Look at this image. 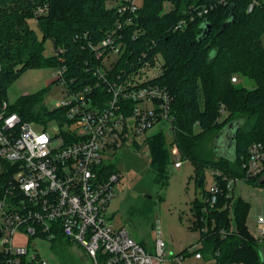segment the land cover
<instances>
[{"label": "trees", "instance_id": "trees-1", "mask_svg": "<svg viewBox=\"0 0 264 264\" xmlns=\"http://www.w3.org/2000/svg\"><path fill=\"white\" fill-rule=\"evenodd\" d=\"M106 1L0 0L1 95L8 97V85L36 63L54 67L64 63L68 67L66 78L74 77V84L92 80L86 72V61L95 62L91 43H98L122 19L120 2L108 6ZM250 1L140 0L133 22L123 28L125 46L116 63L123 68L138 56L144 58V54L160 53L164 57V73L157 80L174 95L171 112L182 157L193 162L196 181L201 184L205 165H212L223 189L218 201L210 206L209 190L203 188V198L195 199L192 208L193 225L201 231L199 249L220 264H264L260 245L247 225L249 204L241 197H229L223 178L243 177L249 146L264 142V0L247 10ZM166 2L173 4L169 10ZM39 7L46 11L37 15ZM203 7H208V12L198 15ZM190 11L194 18L188 19L185 28L175 29V24ZM32 18L40 33L30 25ZM207 23L211 24L210 32L202 36ZM47 39L63 48L60 55L45 56ZM235 74L253 80L255 86L247 88L233 81ZM99 90V97L109 96ZM41 100L40 95L24 97L12 103L10 109L29 121L47 120L60 113L58 108L41 105ZM226 111L228 115L222 120ZM225 129L231 130L232 156L212 158L211 152L216 155L215 138ZM147 142L156 171L165 175L170 163L169 137L159 130ZM261 175L246 181L262 183ZM232 217L236 219L235 228L231 227ZM62 239L60 236L57 240ZM2 259L0 253V262Z\"/></svg>", "mask_w": 264, "mask_h": 264}, {"label": "built area", "instance_id": "built-area-1", "mask_svg": "<svg viewBox=\"0 0 264 264\" xmlns=\"http://www.w3.org/2000/svg\"><path fill=\"white\" fill-rule=\"evenodd\" d=\"M120 1L122 19L98 43H91L95 62L86 61V72L92 80L74 84V77L66 78L68 67L64 63L55 66L54 80L63 85L64 95L50 109L58 108V115L47 120L23 119L10 109L12 103L0 91V264H52L29 243L16 245L14 237L18 232L28 238L57 240L61 236L76 241L92 264H166L160 228L156 251L152 253L127 226L116 225L108 214L117 195L115 184L122 176L112 167V160L121 150L151 156L147 138L152 128L169 126L173 164L180 168L184 161L171 112L174 95L157 80L165 69L162 54H144V58L136 57L127 67L116 66L125 46L123 28L133 22L139 5L137 0ZM258 2L251 0L247 10ZM208 10L203 7L197 13L203 15ZM45 11V7H39L36 14ZM193 18L190 11L175 24V29L185 28L188 19ZM62 51L54 45L51 55L58 56ZM99 89L109 96L99 97ZM53 119L56 123L48 130V122ZM40 125L45 128L35 127ZM248 151L243 163L245 175L223 176L229 197L234 195L236 180L264 174V142L252 143ZM208 190L207 201L213 206L223 190L215 176ZM251 233L264 246V215L256 218ZM184 256H173L172 264H181Z\"/></svg>", "mask_w": 264, "mask_h": 264}, {"label": "rangeland", "instance_id": "rangeland-1", "mask_svg": "<svg viewBox=\"0 0 264 264\" xmlns=\"http://www.w3.org/2000/svg\"><path fill=\"white\" fill-rule=\"evenodd\" d=\"M120 0H107L108 6L116 5ZM140 2V0H137ZM169 10L173 4L166 2ZM30 25L40 30L35 18L29 20ZM264 45V32L262 33ZM54 51L51 39L45 43V56ZM57 68L51 64H33L21 71L7 87V96L11 103H15L24 97L40 95L41 105L48 108L54 107L55 103L63 97V85L54 80ZM237 82L253 88V80L235 74ZM225 115L221 118L222 120ZM56 121L49 120L48 130L52 129ZM43 129L44 125L35 126ZM162 129L169 136V126L159 125L152 128L149 133H156ZM200 127H196V132ZM212 145V138L210 141ZM170 150V147H169ZM211 157L218 159V155L211 152ZM114 166L122 172L120 180L115 184L117 195L109 205L108 214L113 218L116 225H125L131 231L132 236L139 242L144 243L148 251L155 253L158 228L166 251V264H172L173 256L184 253L180 259L181 264H220L215 257H208L199 249L201 243V231L195 228L193 215V202L203 198V188H209L214 180L213 166L205 165L203 183L196 181L195 166L188 159L184 160L182 167L176 168L173 164L174 156L170 150V163L166 167L165 175L156 171L152 157L144 152L134 153L129 150H121L117 158L112 160ZM264 177V174L260 176ZM234 196L241 197L249 204L247 225L251 232L255 230L256 218L264 215V184L252 183L238 179L234 183ZM194 222V225H193ZM231 227H236V219L232 217ZM16 245H27L35 249L43 259L52 264H92L90 257L83 247L76 241L66 238L62 240H50L43 237H31L23 232L15 234ZM192 248L189 251L187 248ZM195 247V248H193ZM2 246L0 245V250ZM226 264H240L236 261Z\"/></svg>", "mask_w": 264, "mask_h": 264}, {"label": "water", "instance_id": "water-1", "mask_svg": "<svg viewBox=\"0 0 264 264\" xmlns=\"http://www.w3.org/2000/svg\"><path fill=\"white\" fill-rule=\"evenodd\" d=\"M233 19V17H230L229 20ZM227 20L224 23V26L227 25V22L229 21ZM210 28H211V24L207 23L205 25V29L204 32L202 33V36H205L207 33L210 32ZM229 128L232 130V124L229 125ZM222 130L215 138V150H216V154L219 156H232L233 151H231L232 149V143H231V139H230V133L231 130ZM262 183H264V180H262ZM259 253L261 255L262 260L264 261V246H260L259 247Z\"/></svg>", "mask_w": 264, "mask_h": 264}]
</instances>
